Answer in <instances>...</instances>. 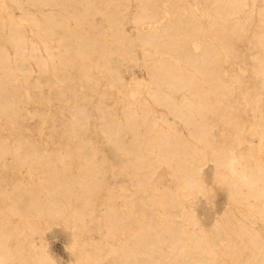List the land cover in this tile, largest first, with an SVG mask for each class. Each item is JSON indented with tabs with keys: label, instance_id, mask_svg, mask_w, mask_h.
<instances>
[{
	"label": "bare ground",
	"instance_id": "1",
	"mask_svg": "<svg viewBox=\"0 0 264 264\" xmlns=\"http://www.w3.org/2000/svg\"><path fill=\"white\" fill-rule=\"evenodd\" d=\"M10 1L19 5L21 16L17 18L5 8L8 31H0V40L14 48L10 54L0 41V227H8L12 216L32 221L42 218L49 226L62 223L74 239L77 264H264V236L255 227L258 219H264V207H255L264 200V183L255 191L238 194L225 183L221 168L223 153L233 149L243 157L245 166L264 181V152L251 138L253 133L264 136V27L255 28L245 37L254 7L249 10L247 0H207L213 10L208 32L214 40L207 42L199 38L202 23L192 9L182 16L177 0H164L170 16L158 28L151 27L152 35L138 30V39L156 49V53L150 52L145 58L161 77L158 85L165 87L147 90L153 98L150 103L142 95L131 97L127 91L122 95L115 92L122 77L107 58L113 53L112 43L132 47L129 37L114 29L120 16L112 6L123 5L127 0ZM24 2L29 7L23 6ZM207 6L205 3L203 11ZM154 13L151 0H140L133 22H143ZM68 14L77 24L100 14L110 24L100 29L104 34L110 29L111 40L94 42L91 32L85 34L68 24ZM257 14L258 20L264 19V7ZM4 18L1 16L2 21ZM20 20L39 27L41 32L32 28L27 33ZM239 39L246 45H237L235 41ZM194 40L200 50L191 47ZM39 42L53 63L58 59L75 70L74 75L65 71L62 82L80 81L81 75L92 79L95 89L101 87L93 109L86 96L55 88V99L67 102V106L71 100L69 117L57 113L52 120L62 137L61 143L68 148L65 154L47 149L35 134L17 138L1 132L7 115L14 117L20 109L24 94L19 74L29 83L33 72L29 61L45 67ZM218 45L234 50L245 61L246 79L232 72L233 80H239L246 92L240 109L232 103L230 83L221 82L223 63ZM55 48L61 50L57 57L52 53ZM167 54L178 56L180 62L168 59ZM95 57H99L107 74L104 84L95 72ZM133 91L137 92V86H133ZM180 91L184 94L183 103L175 98ZM213 98L220 104L215 105ZM153 104L166 111L156 114ZM247 106L254 113L252 119L244 114ZM168 112L180 123L165 125ZM89 118L98 122L107 142L127 153L116 168L127 187L109 183L104 159L98 154L100 145L96 146L88 136ZM73 124H78V130L72 128ZM215 125L222 132L221 145L212 134ZM181 127L186 129L185 134ZM226 127H232L230 135L223 133ZM28 128L26 116L14 127L18 131ZM127 132L129 141L125 140ZM236 142H246L247 148L238 149ZM80 148H85V163L75 172L63 159L72 154L78 158ZM57 161L62 165L58 166ZM207 161L214 165V180L226 186L237 209L248 201L240 215L231 206L223 208L209 230L199 223L194 208L185 204L198 195L206 198L211 187L200 174ZM25 163H30L28 179L21 172ZM162 166L170 170L174 186L160 183L157 192L153 176ZM5 171L12 172L4 174ZM103 186L107 190L101 195ZM124 187L130 193H123ZM101 197L109 204V213L98 208ZM117 199L128 207L126 219L113 202ZM13 227L15 231L0 230V264H12L14 259L22 264L28 260V264H56L46 251V244ZM100 232L105 236L95 235ZM20 234L24 237L20 238ZM13 235L17 238L10 245ZM238 240L241 245H237Z\"/></svg>",
	"mask_w": 264,
	"mask_h": 264
},
{
	"label": "rangeland",
	"instance_id": "2",
	"mask_svg": "<svg viewBox=\"0 0 264 264\" xmlns=\"http://www.w3.org/2000/svg\"><path fill=\"white\" fill-rule=\"evenodd\" d=\"M154 3L155 13L151 18H146L143 22L134 23L133 16L137 7L140 3V0H127L125 4H117L113 5L112 9L118 12L120 19L116 21L114 25V29L129 37L132 43V47H123L119 44L112 43L110 47L112 49V55H108V60L113 65L115 70L122 77V81H120L115 87V92L122 95L124 92H128L131 97H135L138 95H142L146 100L150 103H153L152 96L147 92L149 89H162L164 90V86L158 85L160 83L161 77L160 75H156L155 67L153 64L145 58L146 55L150 52H155L156 49L151 45H148L144 41H140L138 39V30L148 33L150 35L153 34L151 27L157 26L161 24L167 17L170 16V12L165 8L164 0H151ZM176 4L180 6V13L182 16H186V14L190 13V10L196 13L199 21L202 23L200 28L199 38L208 41H214L210 38V34L208 32V23L213 19L210 3L207 0H177ZM207 4V10L203 11L204 4ZM25 7H29L28 3L24 2L22 4ZM247 5L249 10L254 7V13L251 17H249L246 26L248 27L245 37L250 36L253 33L255 28L264 27V19L258 20V10L264 7V0H247ZM10 10L17 18L21 16V10L19 9V5H15L10 0H0V31L6 32L8 31V19L7 13L5 11ZM1 16L5 17L4 20H1ZM24 30L28 33L30 29L34 28L35 30L40 31L39 27L31 25L26 20L19 21ZM2 23L4 24L2 26ZM68 24L72 27H77L83 33H90L94 35V42H107L111 40L110 29H107L105 34L101 31L100 28L109 27V22L106 18L101 16L100 14L95 15L93 18L85 19L80 24H77L73 18L68 14ZM41 32V31H40ZM1 41V40H0ZM7 48L10 54H13L14 48L11 43L6 41H1ZM216 43V42H215ZM235 43L237 45H246L240 39L236 40ZM40 52L45 57V67L41 68L40 63H36L33 60H30V64L32 65L33 72L30 75L29 83L25 82L24 77L19 74V78L22 81V93L24 94L22 97V102L20 103V109L13 117L11 115H7V123L2 125L1 132L4 134H8L10 137L20 138L23 134H35L38 136L39 141L43 144L47 145V149L59 150L61 153L65 154V151L68 150L66 146H64L61 141L62 137L58 136V128L56 123L52 122L55 117V114L59 113L62 117H69L70 110V101L67 102L55 99L53 97V92L56 87H62L65 92L70 95L75 92L80 93L81 95L86 96L89 99L90 103L88 104L91 109L94 108V103L99 97L101 87L97 89L94 88V81L92 79H84L81 75L82 80H70L66 82H62V77L65 75V71L70 73L71 75L75 74V70L70 67H65L62 65L58 59H56L55 63L48 57L46 50L43 45L39 42ZM219 46L220 49V59L222 60L223 67L221 71L223 74L221 75V82L230 83V93L232 103L238 108L243 107V101L246 98V92L242 87V84L239 80H233L232 72L236 71L241 74L243 79H246V68L245 61L240 58V54H236L234 50L227 49L224 46ZM191 47L194 50H200V44L197 40H194L191 44ZM60 49L55 48L52 50V53L57 57L60 54ZM247 52V51H246ZM246 52L244 53V57L247 58ZM159 55V54H158ZM168 59L172 60L175 63H179V58L173 54L166 55ZM94 68L97 76L100 78L101 84H104L107 79V74L104 73L103 67L100 64L99 57L94 58ZM34 83V84H31ZM29 85V86H28ZM133 86H137V92L133 91ZM251 91V90H250ZM252 92V91H251ZM184 94L182 91L175 93V98L179 103H183ZM193 101H197V97L192 98ZM215 105L220 104L219 100L212 99ZM153 108L156 114L161 115L162 111H166L164 107L153 104ZM244 114L248 116L250 119L254 117V113L251 111L250 107L247 106ZM22 116L27 117L28 129H24L22 131L15 130L16 122L22 118ZM180 123L177 118H175L172 114L168 112L167 119L165 121V125H171L172 123ZM88 126L90 127L88 136L91 140L99 147V156L104 159V166L106 168V176H108L109 183H121L127 187L125 182H121V174L116 172V168L118 164L123 160V158L127 155L126 152L117 149V147L105 140L102 132L99 130L98 122L94 118L88 119ZM78 124H73L72 128L74 130H78ZM248 129V127H247ZM182 133H186V129L181 127ZM232 131V127H226L223 129V133L230 135ZM212 134L214 139L217 140L218 145H221V129L219 126L215 125L212 128ZM251 138L254 140L255 145L258 149L264 150V136L258 134H251ZM125 140H130V133L127 132L125 136ZM11 144V140H8ZM98 144V145H97ZM200 144V143H198ZM235 146L238 149H246V142H242L238 144L236 142ZM261 152H264L262 151ZM85 148H80L79 157L75 158V154L70 157L64 156L63 163L70 164L71 169L75 172L78 171L79 167L82 163H85L84 157ZM207 157H210L209 150L206 149ZM78 159V161H75ZM264 162V161H262ZM56 164L61 166L62 163L57 161ZM16 171V170H15ZM12 171H5L4 174H11ZM21 172L24 174L25 178H29L31 176L30 163H25L22 165ZM201 178L205 182L207 186H210V190L208 191L206 198L201 195L196 196L195 199L191 201H185V204H190L197 214L199 219V223H201L205 229L209 230L211 224L215 218V216L223 210V208L231 206L234 208V211L237 215H240L242 211L245 210L248 205V201L242 203L241 208L237 209L236 204L232 202L229 198V194L226 186L223 183H217L214 180V165L211 161H207L202 169V173L200 174ZM153 180L156 182V190L159 191L160 183L164 185L174 184L170 180V170L166 167H160L153 176ZM121 188L123 193L128 194L130 190L128 188ZM107 190V186H103L101 188V195ZM115 205L119 208V213L122 214V217L126 219L125 213L128 210L127 205H123L122 201L117 199L113 201ZM3 206V203L0 202V207ZM109 204L105 200L104 197H101L98 200V208L103 211L109 213ZM256 208L264 207V200L257 203L255 205ZM13 225L17 226L18 229L22 230L25 233H30L35 241L46 244V251L49 255H51L56 264H77V258L75 253V244L74 239L71 235V231L69 228L64 226L62 223L48 225L45 219H37L35 221L29 220L27 218H19L18 216H12L11 223L8 227L2 226L0 230L7 231L12 229L15 231ZM255 227L259 230L260 234L264 236V219H258L255 223ZM123 229L126 228V225H123ZM97 237H104L105 233H95ZM20 238L24 237L23 234L19 235ZM17 236L13 235L11 240L9 241L10 245H14ZM237 245H241V241H237ZM198 256V254H196ZM31 262L28 260L27 264ZM12 264H22L19 263L17 259L13 260ZM171 264V262H169ZM178 264V263H176Z\"/></svg>",
	"mask_w": 264,
	"mask_h": 264
},
{
	"label": "clouds",
	"instance_id": "3",
	"mask_svg": "<svg viewBox=\"0 0 264 264\" xmlns=\"http://www.w3.org/2000/svg\"><path fill=\"white\" fill-rule=\"evenodd\" d=\"M221 168L225 183L238 194L255 191L261 183H264L245 166L243 157L233 149L223 153ZM197 187L202 188L198 184Z\"/></svg>",
	"mask_w": 264,
	"mask_h": 264
}]
</instances>
